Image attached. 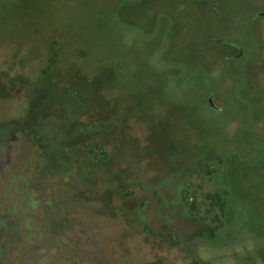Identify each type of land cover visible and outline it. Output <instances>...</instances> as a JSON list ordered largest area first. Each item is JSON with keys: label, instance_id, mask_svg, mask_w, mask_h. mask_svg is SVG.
Listing matches in <instances>:
<instances>
[{"label": "rangeland", "instance_id": "1", "mask_svg": "<svg viewBox=\"0 0 264 264\" xmlns=\"http://www.w3.org/2000/svg\"><path fill=\"white\" fill-rule=\"evenodd\" d=\"M261 12L0 0V264H264Z\"/></svg>", "mask_w": 264, "mask_h": 264}, {"label": "trees", "instance_id": "2", "mask_svg": "<svg viewBox=\"0 0 264 264\" xmlns=\"http://www.w3.org/2000/svg\"><path fill=\"white\" fill-rule=\"evenodd\" d=\"M52 63H55V59L52 60ZM88 151L90 154H95V150L98 149L102 152L104 158H107V154L102 150V147L99 144L93 143L88 145ZM184 202L189 206L191 210H196L197 207L195 203L189 201L188 191L183 194ZM208 200H210L213 207L219 209L221 214L225 213L226 210V198L223 193H214L208 195ZM146 230L149 233H153L148 227ZM35 246L24 245L20 250L21 262L24 264H56L61 260L60 248L55 245L48 244V239H44L43 235H39L35 240Z\"/></svg>", "mask_w": 264, "mask_h": 264}, {"label": "water", "instance_id": "3", "mask_svg": "<svg viewBox=\"0 0 264 264\" xmlns=\"http://www.w3.org/2000/svg\"><path fill=\"white\" fill-rule=\"evenodd\" d=\"M259 15L264 17V12L260 13ZM209 102H210V105H211L212 107H215V108H216V106H215L214 103H213L212 98H210Z\"/></svg>", "mask_w": 264, "mask_h": 264}, {"label": "flooded vegetation", "instance_id": "4", "mask_svg": "<svg viewBox=\"0 0 264 264\" xmlns=\"http://www.w3.org/2000/svg\"><path fill=\"white\" fill-rule=\"evenodd\" d=\"M262 13V12H261ZM260 14V13H259ZM260 16V15H259ZM261 17H263V16H261ZM242 54V51L240 50V54L238 55V56H229V57H227V58H229V59H232V58H235V57H239L240 55Z\"/></svg>", "mask_w": 264, "mask_h": 264}]
</instances>
